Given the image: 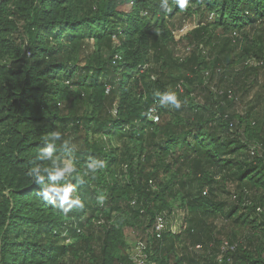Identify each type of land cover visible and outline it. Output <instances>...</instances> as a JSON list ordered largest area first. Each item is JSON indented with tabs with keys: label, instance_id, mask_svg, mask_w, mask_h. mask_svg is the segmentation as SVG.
<instances>
[{
	"label": "trees",
	"instance_id": "16d2710c",
	"mask_svg": "<svg viewBox=\"0 0 264 264\" xmlns=\"http://www.w3.org/2000/svg\"><path fill=\"white\" fill-rule=\"evenodd\" d=\"M127 229L151 264H264V0H0V264H133Z\"/></svg>",
	"mask_w": 264,
	"mask_h": 264
},
{
	"label": "rangeland",
	"instance_id": "374dc122",
	"mask_svg": "<svg viewBox=\"0 0 264 264\" xmlns=\"http://www.w3.org/2000/svg\"><path fill=\"white\" fill-rule=\"evenodd\" d=\"M173 25H174V34L176 35L178 40H181L178 42V44L176 45V48H175L176 56H177V58H179L181 60L188 58L192 55L193 51H196L197 49L194 48L189 43V40L186 39L185 36L188 35L189 32L191 30H193L194 27H196L198 25V17H196L195 20H188L187 23L183 27H182V25L180 26V21H178V20H174ZM225 87H227V85L224 86L223 89H226ZM238 95H240V94H238ZM69 167H70V165H69ZM183 216H184V213L182 211H179V212H176L175 215H173L171 217H167L168 218V225L167 226L173 229V233L177 234L180 232V228H181L182 223H183ZM125 234H126V238H127L128 244H129V253L134 254V249L136 248V244H137L135 236L132 233V231L129 229L126 230ZM145 248H146V246H145ZM148 259H149V257H148ZM149 261H150V259H149ZM65 264H77V262L74 261L73 259H66Z\"/></svg>",
	"mask_w": 264,
	"mask_h": 264
},
{
	"label": "built area",
	"instance_id": "2783aa9c",
	"mask_svg": "<svg viewBox=\"0 0 264 264\" xmlns=\"http://www.w3.org/2000/svg\"><path fill=\"white\" fill-rule=\"evenodd\" d=\"M114 60L115 62L121 61L122 57H120L117 54L115 55ZM148 118L152 120L154 123L160 122V115L157 107L153 106L150 108L148 112ZM71 194H74V192L72 191ZM259 211L262 210L259 209ZM167 225H168V218L165 215H159L155 221L152 234L155 235L158 239L161 238L164 235L165 231L168 229ZM226 246L229 247L230 250L232 251L234 250V247L228 246V244H226ZM130 260L132 261L133 264H151L146 254L145 246L140 243L136 244V248L134 249V254L132 253L130 254Z\"/></svg>",
	"mask_w": 264,
	"mask_h": 264
},
{
	"label": "clouds",
	"instance_id": "9594fccd",
	"mask_svg": "<svg viewBox=\"0 0 264 264\" xmlns=\"http://www.w3.org/2000/svg\"><path fill=\"white\" fill-rule=\"evenodd\" d=\"M176 3L180 5L181 9H185L189 5V0H176ZM169 99H174V97H169ZM179 106V105H177ZM68 169L65 168L63 170H59L56 173V176H62L65 171ZM56 176L53 177V179L56 178ZM43 176L39 177V180H43ZM53 193H56L59 195L60 200H61V210L67 214V212L72 208L73 205L78 204L79 202L77 200L72 199L71 193H72V188L70 186H64V187H58L56 185H51L47 187L43 192L38 193L39 195H42L46 201H48L49 197H52V200L55 199L54 196H52ZM51 203V201H49ZM64 205H67L65 207ZM53 206H55L53 204Z\"/></svg>",
	"mask_w": 264,
	"mask_h": 264
}]
</instances>
